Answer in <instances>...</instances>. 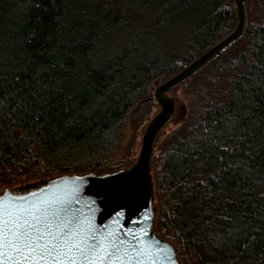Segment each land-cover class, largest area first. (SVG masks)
Listing matches in <instances>:
<instances>
[{
  "label": "trees",
  "instance_id": "16d2710c",
  "mask_svg": "<svg viewBox=\"0 0 264 264\" xmlns=\"http://www.w3.org/2000/svg\"><path fill=\"white\" fill-rule=\"evenodd\" d=\"M230 1L0 0V187L115 169L150 87L233 32ZM244 6L153 146L152 227L180 264H264V0Z\"/></svg>",
  "mask_w": 264,
  "mask_h": 264
},
{
  "label": "snow or ice",
  "instance_id": "6c2138e0",
  "mask_svg": "<svg viewBox=\"0 0 264 264\" xmlns=\"http://www.w3.org/2000/svg\"><path fill=\"white\" fill-rule=\"evenodd\" d=\"M90 191L83 176L61 177L47 190L22 195L5 190L0 195V264H157L163 250L154 254L153 245L140 237L129 242L118 235L121 228L109 231L95 224L97 214L111 224L134 216L131 179L114 176L101 183L98 193L86 195ZM141 235L148 233L141 230Z\"/></svg>",
  "mask_w": 264,
  "mask_h": 264
},
{
  "label": "water",
  "instance_id": "95a60500",
  "mask_svg": "<svg viewBox=\"0 0 264 264\" xmlns=\"http://www.w3.org/2000/svg\"><path fill=\"white\" fill-rule=\"evenodd\" d=\"M245 0H231V3L235 9L236 26L231 34L225 37L223 40L215 44L205 53L200 55L197 59L193 60L189 65L183 68L179 73L168 79L163 83H155V89L153 93V99L159 107V112L150 120L146 126L141 139V146L136 162L129 168L121 169L109 173H79L62 175L53 177L47 181H43L34 187H30L25 190H7L10 195H22L24 193L35 191L38 188H45L53 181L59 182L61 177H85L86 185L90 187L91 191L86 195H94L100 191V185L103 181L114 179V176L129 177L135 188V198L131 211L134 216L131 219L127 217H121L117 224L109 223L107 218L101 219L97 214L95 224L97 227L114 231L117 228H121L122 231L118 233L121 239L133 242V237H140V242L153 245L154 254L156 249L163 250L162 255H157V264H180L177 255L166 241L162 240L153 230L152 222L155 217L154 213V195L153 184L151 176V159L153 154L154 142L160 133V131L169 123L175 113V100L170 96L171 90L184 83L186 80L194 76L199 70L204 68L211 61L219 57L225 50H227L232 44L238 41L245 32L246 27V12L244 6ZM230 7V5H227ZM5 192L2 191L0 195ZM74 207H80V205H74ZM127 220L125 223L124 221ZM136 222H133V221ZM131 230V231H129ZM141 230L148 233V235L142 236ZM127 233V235H125ZM158 241L156 244L154 242ZM166 246V247H165ZM167 258V259H165Z\"/></svg>",
  "mask_w": 264,
  "mask_h": 264
},
{
  "label": "rangeland",
  "instance_id": "374dc122",
  "mask_svg": "<svg viewBox=\"0 0 264 264\" xmlns=\"http://www.w3.org/2000/svg\"><path fill=\"white\" fill-rule=\"evenodd\" d=\"M229 5L233 9V4L231 3V1L229 2ZM154 89L155 87L154 88L153 86L150 87L149 98L152 100V102L149 104L150 106H148V109H144L146 111L148 110L147 115H144L143 118L140 117L135 122L130 120L127 123L124 139L121 147L122 150L120 156L116 160L117 163L118 162L121 163L115 164L116 165L115 169L109 171H98L94 173H109L121 169H126L131 167L136 162V159L140 151L141 139L144 130L148 125V123L150 122V120L159 112V107L156 104L155 100L153 99ZM170 96H172L176 101L175 113L172 119L169 121V123L158 134V137L156 139V145H158L161 142V140L165 135L169 134L180 125L186 112V106L184 101L180 97V92H174V93L171 92ZM14 139H15V135H14ZM35 174L38 176H36ZM52 177L53 176L43 177L41 174H38L37 172L34 173L33 171H28L23 176L11 178V180L8 183L0 187V193L4 190H10V189L22 191L30 187H34L35 185H38L43 181H47L49 178L51 179ZM155 202L156 201L154 199V207L156 209Z\"/></svg>",
  "mask_w": 264,
  "mask_h": 264
},
{
  "label": "bare ground",
  "instance_id": "6f19581e",
  "mask_svg": "<svg viewBox=\"0 0 264 264\" xmlns=\"http://www.w3.org/2000/svg\"><path fill=\"white\" fill-rule=\"evenodd\" d=\"M175 100V99H174Z\"/></svg>",
  "mask_w": 264,
  "mask_h": 264
}]
</instances>
